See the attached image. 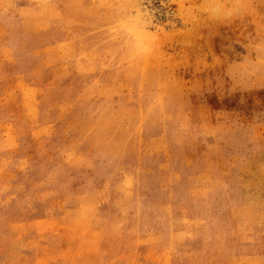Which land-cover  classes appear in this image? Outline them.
<instances>
[{
	"label": "rangeland",
	"instance_id": "obj_1",
	"mask_svg": "<svg viewBox=\"0 0 264 264\" xmlns=\"http://www.w3.org/2000/svg\"><path fill=\"white\" fill-rule=\"evenodd\" d=\"M0 264H264V0H0Z\"/></svg>",
	"mask_w": 264,
	"mask_h": 264
}]
</instances>
